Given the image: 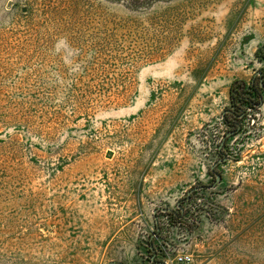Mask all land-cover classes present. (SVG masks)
I'll return each instance as SVG.
<instances>
[{"label": "rangeland", "instance_id": "374dc122", "mask_svg": "<svg viewBox=\"0 0 264 264\" xmlns=\"http://www.w3.org/2000/svg\"><path fill=\"white\" fill-rule=\"evenodd\" d=\"M262 70L264 0H0V264H264Z\"/></svg>", "mask_w": 264, "mask_h": 264}, {"label": "trees", "instance_id": "16d2710c", "mask_svg": "<svg viewBox=\"0 0 264 264\" xmlns=\"http://www.w3.org/2000/svg\"><path fill=\"white\" fill-rule=\"evenodd\" d=\"M230 97L232 108L226 110L224 119L228 124L240 128L239 121L245 112L243 106H259L264 97V70H262L261 75H255L250 83L242 80L233 82L230 88ZM169 212L172 218L181 217V214L172 210ZM152 263L160 264V261L154 258Z\"/></svg>", "mask_w": 264, "mask_h": 264}, {"label": "built area", "instance_id": "2783aa9c", "mask_svg": "<svg viewBox=\"0 0 264 264\" xmlns=\"http://www.w3.org/2000/svg\"><path fill=\"white\" fill-rule=\"evenodd\" d=\"M164 258L163 264H189L192 262V256L188 253H180L177 252L173 257L169 251H167L165 248L163 249Z\"/></svg>", "mask_w": 264, "mask_h": 264}, {"label": "water", "instance_id": "95a60500", "mask_svg": "<svg viewBox=\"0 0 264 264\" xmlns=\"http://www.w3.org/2000/svg\"><path fill=\"white\" fill-rule=\"evenodd\" d=\"M258 74L261 75V72H259ZM263 102H264V100L262 99V101H261V103L259 104V106H261V105L263 104ZM216 177H217V182H216V184H217L218 182H220V181L222 180V176H221L220 174L216 173ZM216 184H214V186H215ZM214 186H211V188L214 187ZM194 190H196V189H194ZM194 190H193V191H194ZM191 192H192V191H191ZM191 192H189V197H190ZM188 199H189V198H188ZM152 250H154L153 247H152ZM154 258H155V256H153L152 259H154ZM160 264H163V263L160 262Z\"/></svg>", "mask_w": 264, "mask_h": 264}]
</instances>
